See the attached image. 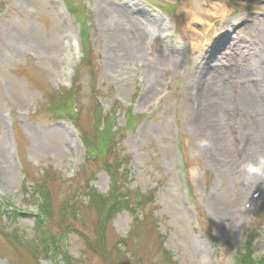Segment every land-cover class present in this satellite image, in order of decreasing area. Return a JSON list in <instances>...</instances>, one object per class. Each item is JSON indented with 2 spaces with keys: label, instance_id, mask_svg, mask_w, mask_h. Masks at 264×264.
Returning a JSON list of instances; mask_svg holds the SVG:
<instances>
[{
  "label": "rangeland",
  "instance_id": "1",
  "mask_svg": "<svg viewBox=\"0 0 264 264\" xmlns=\"http://www.w3.org/2000/svg\"><path fill=\"white\" fill-rule=\"evenodd\" d=\"M66 4L85 6L90 24L82 37L90 46L91 63L78 70V95L68 106L69 116H56L48 97L70 87L74 73L68 68L77 65L73 45L83 26L82 15H73ZM169 5H175L170 13L165 11ZM225 35L238 52L226 61ZM243 55L253 69L244 73L240 64L237 78L243 77L237 83L222 77L227 68L219 72L220 62L240 63ZM263 62L264 0H0V210L7 231L17 230L25 244L39 243L34 214L41 199H33L34 181L45 179L66 218L57 232L68 230L59 236L63 245L80 264L88 263L85 238L75 228L91 235L97 215L81 187L89 181L95 191L107 194L112 184L80 142L79 127L92 130L98 106L101 115L113 116L110 122L117 129L126 126L131 111L144 117L120 133L115 152L128 161H119L116 172L123 193L142 200L148 196L150 203L118 210L108 227V238L114 239L141 226L136 264H233L251 228L256 233L252 246L264 254V216L257 219L264 190L249 209L244 207L264 178L246 177L240 169L264 156L258 141L247 142L258 138L255 116L264 114V93L257 94L264 90L259 81ZM248 76L255 84L245 81ZM211 83L213 88L215 83L230 85L238 99L248 95V109L234 98L206 94ZM207 105L216 108L226 137L231 135L227 148L234 161L210 135L212 118L203 116ZM78 114L79 127L72 119ZM235 136L241 157L232 146ZM72 168L83 170L85 177L67 183ZM153 223L171 260H159ZM18 257L10 248L0 249V264H22ZM36 261L64 264L63 258L45 254Z\"/></svg>",
  "mask_w": 264,
  "mask_h": 264
},
{
  "label": "trees",
  "instance_id": "2",
  "mask_svg": "<svg viewBox=\"0 0 264 264\" xmlns=\"http://www.w3.org/2000/svg\"><path fill=\"white\" fill-rule=\"evenodd\" d=\"M89 47V45H84L85 59L82 63V68L84 67L86 69L89 68L88 65L91 63V52ZM55 94L56 93L54 92V94L48 97L50 102L48 107H51L54 115L57 116L64 110L62 111L61 104L57 101ZM67 97H64V99H67ZM73 97L70 100L63 99V102L67 103V106L73 105ZM69 109L72 111V108ZM94 109L96 111L94 115L95 119L92 117V124H94L92 130L88 132L85 129L83 130L81 126L79 129L84 138L88 158L91 157L96 163H101L102 168L111 177L113 187L106 196L91 188L89 181L84 187H81V190L89 192V202H87V204H89V207L95 212L97 218L94 219L95 224L91 232V235H93L92 237L91 235H85L77 227L75 229L79 230L82 237L85 238L84 251L86 256L88 255L90 258L86 264H136V262L139 261L136 257L137 255H140L138 252L142 249V245L140 248V243L135 246L137 235L140 236L138 231L141 229V226L138 224L137 227H134L126 238H117L116 236L114 239L108 238V227L110 225V220L118 210L126 208L133 211V208L141 202L150 203L148 196H145V200H142L140 195H134L133 198V196L130 197V195L123 193V187H120L117 182V163L121 165L119 161H128V159H123L115 152L119 135L127 128L133 127L137 120L133 119L130 121V118H128L129 120H127L126 126L117 129L112 122L113 116L108 114L101 115V108L98 106ZM78 118L79 114L74 120L79 126ZM110 119H112L111 122ZM84 177L85 172L81 170L79 176H77L74 181H77L78 179L82 180ZM87 180L88 178L85 179V182ZM34 182L37 191H39L42 197V203L38 207V214L35 215V225L38 231L39 243L32 246L28 243L25 244L23 240L20 239L17 230L7 231L6 226L2 221L3 211L0 210V249L6 250L10 248L12 252L13 250L16 251L18 256H20V258H18L23 264H39L36 261L39 260V255L48 254L49 252H53L54 254L59 253L64 260V264H80L79 260L68 254L61 241L62 236L59 237L63 232L68 230L65 229V231L62 230L60 233H57L60 230V226H62L66 220L63 215V209L59 211L58 208L55 207L54 195L45 179H35ZM263 216L264 205L262 204L260 212L257 214V219ZM150 218L152 217L150 216ZM56 225L57 227H55ZM152 225L154 226V241L157 243V246H159L160 254H162L159 260L162 261L165 257H168L171 260V253L163 247V239L160 237V233L156 231V224L153 223ZM248 231V240L243 246L242 251L236 256L235 264H264V254L261 256L255 255V248L252 246L253 239L255 238L254 235L256 234L254 233L255 228H251ZM122 246H124V248H121ZM154 263L164 264V262ZM170 264L177 263L172 262Z\"/></svg>",
  "mask_w": 264,
  "mask_h": 264
},
{
  "label": "bare ground",
  "instance_id": "3",
  "mask_svg": "<svg viewBox=\"0 0 264 264\" xmlns=\"http://www.w3.org/2000/svg\"><path fill=\"white\" fill-rule=\"evenodd\" d=\"M157 31V30H156ZM156 31L154 33H156ZM144 32V31H143ZM227 43H225V40H227ZM224 43L223 47H222V53L225 54L224 58H225V61H226V57L228 55L231 56L234 52V54H238V52H235L233 51L234 49L232 48V46H230V37L227 38V35H225L224 39L222 40V44ZM227 52V53H226ZM232 53V54H231ZM231 54V55H230ZM230 58V57H229ZM221 61V60H219ZM227 65H223L224 62H220V69H219V72L220 71H223L226 70L223 72L225 75H223L222 77H229L230 79H233L234 83H237L238 81H240L241 77L240 76L239 78H237V73H241L240 72V64L243 63V68H242V72H246V73H249L252 69H253V66H254V63L252 61H249L247 60V58L243 55V62H238V61H235V63H230L229 60L226 62ZM232 66V70L230 68V66ZM263 65H264V62H263ZM217 66V65H216ZM214 66V67H216ZM229 66V67H228ZM231 70V72H230ZM201 74H203L202 76H205L206 75V70L205 69H202L200 71ZM239 76V75H238ZM246 82H252L255 84V79L254 77H250L248 76V78H244ZM259 81L260 83L262 84V86L264 87V78L262 79V77L260 76L259 77ZM214 84V83H213ZM236 89V88H235ZM264 90H261L259 92H257V94H260V93H264L263 92ZM234 93V92H233ZM206 94H210V95H215L219 100H225L226 98L228 97H231V98H234L236 100H239L241 102L242 105H244L245 108L248 109L250 103H251V100H249V96L248 95H245V96H242V97H239L236 98L230 91V85H223V86H218L216 83L214 84V88L212 87V83H211V88H209V92L206 93ZM239 96V95H238ZM230 98V99H231ZM220 102V101H219ZM260 103L262 106H264V95H262L260 97ZM208 109L203 110V116H210L212 118V124L211 126L208 128L209 132H210V135L212 137V139L214 140H217L218 142L222 143V147H223V151H224V154L226 157H231V159L233 160V157H232V154L229 152L228 150V141H230L231 138H229V136H231L230 134L226 133L227 134V137L224 133V130L222 129V126H221V122L219 121V118H218V115L217 113L215 112V110L213 109H216L215 107H212L211 105H207ZM252 117H253V113H252ZM255 117H258L256 118L257 119V123H256V133L258 134V138H254L252 137V139L254 141H250V140H247L248 144L253 146L254 145V142L257 143H260L259 144V147H258V150L261 153H263L264 151V114L262 112H259ZM220 122V123H219ZM221 137L223 140H221ZM263 138V141H261L260 139ZM233 146V145H232ZM231 146V147H232ZM250 149V147H249ZM264 154V153H263ZM234 161V160H233ZM250 182V181H249ZM239 192L236 194V196L238 195L239 196ZM245 204V202H244ZM241 212H245L244 210ZM234 215V214H233Z\"/></svg>",
  "mask_w": 264,
  "mask_h": 264
},
{
  "label": "clouds",
  "instance_id": "4",
  "mask_svg": "<svg viewBox=\"0 0 264 264\" xmlns=\"http://www.w3.org/2000/svg\"><path fill=\"white\" fill-rule=\"evenodd\" d=\"M201 143L206 144L207 141H202ZM240 169L246 177L264 178V156L258 157L255 162L242 163ZM193 174H195V170H193Z\"/></svg>",
  "mask_w": 264,
  "mask_h": 264
}]
</instances>
